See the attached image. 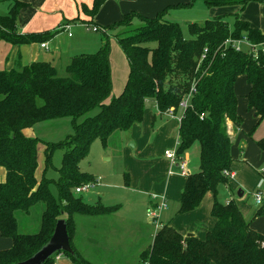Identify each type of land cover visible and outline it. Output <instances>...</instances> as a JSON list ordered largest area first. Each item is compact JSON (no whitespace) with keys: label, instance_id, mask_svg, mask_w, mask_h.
I'll return each mask as SVG.
<instances>
[{"label":"trees","instance_id":"1","mask_svg":"<svg viewBox=\"0 0 264 264\" xmlns=\"http://www.w3.org/2000/svg\"><path fill=\"white\" fill-rule=\"evenodd\" d=\"M108 0H92V6L81 9L92 27L99 30L94 18ZM198 0H184L174 7H190ZM206 8H238L230 29L225 15L214 16L202 24H188L185 39L177 23L167 22L166 9L153 17L126 13L104 28L103 43L92 54L73 56L60 76L49 61L22 65L19 60L10 70L0 71V168L5 181L0 183V235L10 239L9 249L0 250V264H17L29 259L51 237L55 224L66 222L74 254L66 255L74 264H90L72 247L74 215H107L116 209L86 204L74 197L72 189L93 181L80 172L79 162L95 140L106 147L116 131L126 132L143 120L146 103L154 102L160 114L172 110L179 115L176 155L182 157L193 144L199 146V165L186 176L176 214L195 211L206 194L213 197L211 217L214 226L203 240L182 236L168 224L155 233L152 244L139 255L142 264H264V235L255 232L234 201L221 203L218 190L228 184L224 175L230 172L231 138L227 121L237 132L243 119L237 113L235 84L244 77L248 86L246 111L251 112L255 128L264 121V53L235 51L227 40L245 37L254 45H264V34L240 18L245 8L264 0H201ZM8 13L0 17V42L11 45L46 43L59 31L18 35L16 21L24 3L13 0ZM138 26L133 27V20ZM72 22V21H68ZM90 23V24H91ZM66 23L64 25H67ZM113 30L126 58L128 73L122 92L112 93V69L107 31ZM207 53L204 55V51ZM204 56V57H203ZM186 108L179 109L181 103ZM96 110V112H94ZM70 119L73 132L58 143L41 142L27 137L25 130L35 125ZM44 144L45 166L55 149L63 156L58 178L54 182L58 201L49 191L44 174L38 179V145ZM256 145L264 153V138ZM125 186L128 176L124 174ZM44 210L36 233L18 232L14 213L26 211L35 203ZM264 215V207L253 217ZM58 255V254H56ZM53 255L44 264H54Z\"/></svg>","mask_w":264,"mask_h":264},{"label":"crops","instance_id":"2","mask_svg":"<svg viewBox=\"0 0 264 264\" xmlns=\"http://www.w3.org/2000/svg\"><path fill=\"white\" fill-rule=\"evenodd\" d=\"M4 1L6 0H0V17L5 16L9 10V8L5 7ZM16 1L25 4V7L20 10L17 16L16 33L18 35H33L50 31L59 32L51 40L43 43L45 44V47H41L42 44L38 42L28 45H11L9 43L0 42V71H8L12 69L17 60H19L22 65H28L29 63L37 62L39 59L44 57L46 61L53 63L55 60L54 54L57 50L52 49V53L54 54H49V48H47V45L49 43H54L61 32L68 31L72 22H76L77 20L79 22L90 20V17L83 13L81 7L86 6L90 9L92 6V0ZM104 5L106 6L105 8L110 10V12H114L113 19L118 20L121 18L123 10L116 8L114 0H108ZM250 5H253V3L248 6ZM231 9L232 8L216 9L214 12L216 15H221L224 11H230ZM126 11L129 10L126 8ZM240 18L245 21L248 19L244 18L243 13ZM66 23L69 24L64 25ZM263 24L264 17L260 19V25H258V29L264 34V30H262ZM65 26H68V28H65ZM68 34L69 33H67L66 36L64 35L66 41H68V38L71 37L68 36ZM56 49H60L59 46ZM247 92L248 86L244 77H239L235 84V94L238 100L237 113L242 117L243 123L241 128L237 132H234L232 124L227 121V132L232 143V163L230 172L233 177L229 180L227 185L222 186V200H219V202L227 203L229 201H234L239 207L244 219L250 222L251 228L255 232L264 235V215L253 217L254 213L258 209L264 207V188L262 191L260 190V188L264 185V153H262L256 145L257 141L264 138V121H262L255 128V130L251 133V136L248 135L250 130L255 125L256 119L251 112L246 111ZM150 103H153V105L149 104V106H146L142 122L140 124L133 125L128 131H126L127 135L124 137L127 143H131L133 145L132 148L127 146L122 150L123 174L128 176V184L124 187V189L132 194L137 193L147 195L145 197L147 199V205L145 204V198L143 199L142 197L141 199L137 198L136 201H133L143 203L146 213L149 210L154 209L160 202H162V200L164 201L167 207L159 215L158 222L160 227L168 224L184 237L193 236L203 240L206 234L211 231L215 223V220L210 214L213 197L210 193H208L205 195L201 204L195 211L186 214L174 215L177 210L178 202L181 198L186 176L177 174L178 168L172 166L169 160L164 157L163 153L166 150H175L177 147L180 124L179 115L170 116L168 114H160L155 103ZM161 136L164 138V144L160 146L158 151L152 152V147L155 145L158 137ZM191 154L192 153L189 149L181 157L182 161L186 163L188 173H194L198 169V163L195 159H193ZM261 174L263 175V183L259 187L258 185L261 180ZM5 175V170L0 168V183L5 181ZM257 190H260L263 194V201L260 205H257L254 199V194ZM238 191L241 192V197L237 196L236 192L238 193ZM219 192L220 188L218 190V197ZM131 196L132 195H128V197ZM119 211L103 215L109 216L112 219H117L120 222L114 223L113 219L110 229L107 231V235L109 233V237L118 235L112 227H120L119 230L116 231L122 232V235H126L128 233L126 225L129 222L130 224L137 223V221L132 218L130 212L125 213L126 215H121ZM136 230L138 231V229ZM78 233L81 237L86 236L84 228H80ZM136 233L139 235L141 231ZM75 235L76 232L74 233L73 244L76 245L80 251H83V248L90 243L95 248L100 247L99 243L101 244L102 240L99 241L98 239V237H100L99 233H95L93 235L94 238H91L88 234L89 239H87L86 242H81L80 245ZM154 235L152 234V237H154ZM7 240H9L12 245L11 240ZM107 242L111 249L118 245V241L115 238L114 240L112 238L110 240H104L105 245ZM114 244H116V246H114ZM151 244L152 241L150 244L147 243L145 248L141 247L140 253L148 249ZM6 245H9V243H6ZM83 258L88 261L86 256ZM116 261L118 260L115 259L114 262ZM106 262L108 261H104L103 264H106Z\"/></svg>","mask_w":264,"mask_h":264},{"label":"rangeland","instance_id":"3","mask_svg":"<svg viewBox=\"0 0 264 264\" xmlns=\"http://www.w3.org/2000/svg\"><path fill=\"white\" fill-rule=\"evenodd\" d=\"M12 1L13 0L4 1L5 7L9 8L11 4L14 5ZM182 1L184 0H114L116 8L123 10V13H121L122 15L126 13H137L145 17H153L156 13L166 9L167 13L164 16V20L167 22L177 23L181 28L182 35L185 39L189 38L187 29L188 24H202L206 20L220 15H216L214 12L215 10L206 8L201 0L196 1L190 7H174L175 5L182 3ZM105 7L106 6L103 5L99 9L93 20L94 23L100 27L96 32L92 30V26L94 25H92L91 22L90 24L88 22H79L77 20L76 22H72L69 30L66 31L71 36L68 38V41H66L64 37L67 33L61 32L54 43H49L47 45V48H49V54H54L52 53V49L58 51L54 54L55 60L52 65L56 67L60 76H64V68L73 56L97 52L103 43L104 28L112 26L120 19H113L114 12H110V10ZM126 8L129 11H126ZM232 9L230 11H224V13L221 14L225 15V21L230 29L233 28V24L235 22L233 14L238 12V8ZM243 15L244 18H248L246 21H248L251 26L258 29L260 19L264 17V5L253 3V5L245 8ZM139 24L138 20L135 19L133 20L132 26L135 27ZM262 30H264V24ZM106 34L108 35L110 45V61L112 68L111 97H115L123 90L122 87L127 78L128 66L122 49L114 37L113 30L107 31ZM58 46L60 49H56ZM38 61L46 60L43 57ZM149 104L153 105V103L148 102L146 103V106H149ZM94 112H96V110ZM72 132L73 129L70 119H61L37 124L33 128L26 130L25 134L28 137H36L41 142L58 143L66 139L72 134ZM125 135H127V132H114L107 140L106 147H103L98 139L95 140L89 147L87 155L79 162L80 172L90 174L94 179L100 177L101 185L80 194H75L74 188L72 189L73 196L81 197L86 204L91 206L114 207L117 205L114 210L115 212L120 210L119 213L121 215H126L125 213L130 212L132 218L137 221L136 224H130L129 222L126 225V228H128V233L126 235H122V232L116 231L119 230L120 227H112L118 235L109 237V233L107 235V231H109L112 224L111 222L114 218L112 219L109 216L103 215H74L73 221L76 232L75 237L79 242V245L81 242H86V240L89 239L88 234L91 238H94L93 235L95 233H99L100 237H98V239L99 241L102 240V245L99 243L100 247L95 248L90 243L83 248V251H80V249L73 244L75 232L73 233V237L71 239L72 247L76 251L77 255H79L83 260H85L83 257L86 256L88 258L87 262L90 264H103L104 261H108L106 264H142L139 260L141 247L145 248L147 243L150 244L153 239L152 234L154 235V233L158 230V228H156L152 221L146 216L143 203L133 202L136 201L137 198L141 199L142 197L144 199L147 195L137 193L132 194L124 189L125 179L123 174L122 150L127 146L132 148L130 143L126 142L124 138ZM164 142L165 141L162 136L158 137L155 145L152 147V152L158 151ZM44 147V144L39 143L37 148V178L39 179L42 174H44V177L51 182L49 185L51 195L58 201V193L54 182L58 178V169L61 165L63 151L60 148L55 149L51 154L49 164L45 166ZM190 152L192 153L191 155L193 159H195L199 165V146L197 143L191 146ZM262 178L263 175L261 174L260 179ZM263 188L264 185L260 188V190L262 191ZM222 191L223 188L221 186L218 197L220 201L222 200ZM128 195L132 196L128 197ZM145 204L147 205L146 198ZM43 210V203L38 202L31 205L26 211H15L14 218L17 221L18 232L22 234L36 233L40 226V219ZM174 215H177L176 212ZM114 223L120 222L117 219H114ZM80 228L85 229V237H81V235H79L78 231ZM136 229L141 231L139 235L136 233L138 232ZM111 238L113 240L115 238L118 241V245L116 246V244H114L116 247H113L112 249L108 246V242L106 245L104 243V240H110ZM6 243H9V245H6ZM10 246V241L7 240V238L0 236V250H6L7 248H10ZM115 259L118 261L114 262ZM54 264L74 263L66 255L60 253L59 260Z\"/></svg>","mask_w":264,"mask_h":264},{"label":"built area","instance_id":"4","mask_svg":"<svg viewBox=\"0 0 264 264\" xmlns=\"http://www.w3.org/2000/svg\"><path fill=\"white\" fill-rule=\"evenodd\" d=\"M65 28H68V26H65ZM93 31H97V29L95 27H92ZM68 36H70V34H68ZM225 45H231L235 51H248L251 52L253 54H257L258 49L262 48L261 51L262 53H264V45H254L251 44L247 38L243 37L240 40H227L225 41ZM41 47H45V44H42ZM207 53V50L204 51V55ZM204 57V56H203ZM186 108V103H181L179 105V109L182 111L183 109ZM165 114H168L170 116H172V110H168ZM164 156L166 159L169 160V162L171 163L172 166H175L176 168H178V173L182 176H187L189 173L187 171V166L186 163H184L182 161L181 157H178L176 155V151L175 150H166L164 152ZM172 173V172H171ZM224 175L228 178V180H230L233 175L232 173L229 172H225ZM263 183V179H261L259 181V187L260 185ZM101 185V179L100 177H97L95 179H93L92 182H88L85 183L77 188L74 189V193L75 194H80L83 192H87L90 191L92 189H94L96 186ZM254 199H255V203L257 205H260L263 201V194L260 190H257L254 194ZM166 204L164 203V201L162 200V202H160L154 209L149 210L146 213V216L152 221V223L154 224V226L156 228H160L159 222H158V218L159 215L162 211H164L166 209ZM59 260V254L56 255L54 257V261H58Z\"/></svg>","mask_w":264,"mask_h":264},{"label":"water","instance_id":"5","mask_svg":"<svg viewBox=\"0 0 264 264\" xmlns=\"http://www.w3.org/2000/svg\"><path fill=\"white\" fill-rule=\"evenodd\" d=\"M130 146L133 147L131 143ZM237 196L241 197V192L238 191ZM60 253L74 254L70 246L66 222L63 219L56 222L50 239L37 252H35L29 259L17 264H44L53 255Z\"/></svg>","mask_w":264,"mask_h":264}]
</instances>
